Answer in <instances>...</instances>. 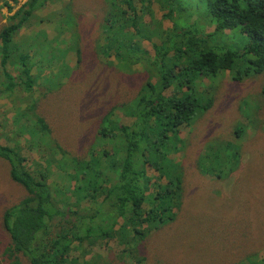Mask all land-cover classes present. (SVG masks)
<instances>
[{
  "label": "trees",
  "instance_id": "trees-1",
  "mask_svg": "<svg viewBox=\"0 0 264 264\" xmlns=\"http://www.w3.org/2000/svg\"><path fill=\"white\" fill-rule=\"evenodd\" d=\"M104 1L96 58L118 73L131 74L140 66L156 83L146 82L133 102L112 107L92 139L78 147L79 155L58 142L56 126L37 113L32 96L38 85L48 94L65 86L67 71L81 68L80 44L74 42L79 35L77 16L70 12L71 5L59 8L65 14L59 24L62 31H54L58 38L67 36L69 44L53 45L44 31L15 40L49 0H27L0 29V96L18 98L17 105L22 102L12 113V125L23 130L25 139L28 136L29 149L38 157L30 163L22 146L11 149L0 143V158L8 160L11 180L25 190L2 215L9 238L4 255L15 263L20 264L21 256L29 264H103L102 256L109 253L105 245L113 241L120 249L118 258L146 264V240L181 211L182 168L169 154L182 149L181 129L213 106L215 87L210 82L218 75H228L230 83L259 80L264 96V0H197L204 24L189 20L180 0ZM4 4L11 6L9 1ZM154 6L165 14L157 18ZM46 20L53 24L52 16ZM144 20L157 22L148 27ZM237 38L242 45L233 42ZM144 41L154 50L152 59ZM47 48L60 55L59 70L67 71L52 69L44 75L43 61L37 57L32 62V49L46 52ZM74 57L78 61L70 69ZM14 70L16 75L10 72ZM170 76L176 82L167 96L165 79ZM197 83L202 84L201 91ZM116 110L132 122H117ZM244 131L240 124L234 139ZM234 145L214 146L198 158V169L201 161L199 170L205 175L225 178L239 164L233 152L220 164L223 151ZM148 169L155 175H148ZM98 247H103L101 252ZM84 253L91 259L80 262L78 256ZM257 257L251 254L240 264H264V258Z\"/></svg>",
  "mask_w": 264,
  "mask_h": 264
},
{
  "label": "rangeland",
  "instance_id": "rangeland-1",
  "mask_svg": "<svg viewBox=\"0 0 264 264\" xmlns=\"http://www.w3.org/2000/svg\"><path fill=\"white\" fill-rule=\"evenodd\" d=\"M6 1L11 3L12 11L26 2L0 0V29L11 15L5 7ZM180 1L186 5L184 14L189 20L194 22L195 18L197 24L205 23L196 6L197 0ZM66 4L71 5L70 12H75L77 16L79 35L75 36L74 42L80 44L81 68L75 69L78 59L71 58L69 67L74 66V69L69 74L66 68L59 70V54H52L50 48L46 52L32 49L31 60L34 62L38 57L43 61L44 75L50 74L52 69L67 71L65 86L48 94L38 85L33 87L32 96L37 100V113L56 126L58 142L74 155H79L78 147L92 139L100 119L112 107L133 102L146 82L155 84L156 81L140 66L131 74L118 73L113 67L107 68L100 57L96 58L100 22L106 11L104 0H49L46 10L37 16L42 20L32 18L31 25L22 30L15 40L21 42L44 31L53 45L68 43L67 36L58 38L54 32L62 31L59 24H62L65 14L63 17L60 14L51 15L53 24L46 20L51 18L46 13L61 11L59 8ZM153 10L157 18L165 14L155 6ZM143 22L151 27L157 21ZM164 23L170 26L168 20ZM206 31L202 34L206 35ZM233 42L242 45L243 40L237 38ZM155 45L159 46L160 40ZM143 47L152 59L154 50L151 44L144 41ZM171 56L172 53L168 57ZM10 72L16 75L15 70ZM225 76L218 75L215 82H210L215 87L213 106L204 113H197L190 126L181 129L182 149L172 150L169 154V158H174V162L182 168L181 211L176 212V220L153 232L146 240V264H240L254 253H257V258H264V96L259 80L230 83L229 76ZM175 82L171 76L165 79V84H169L165 95L172 94ZM203 84H206L205 80ZM195 87L201 91L203 86L197 83ZM17 101L16 97L0 96V143L11 149L19 144L32 163L34 157L36 160L38 157L29 149L28 136L25 139L21 133L23 130L19 131L12 125V113L22 104L17 105ZM113 118L117 122L119 119L127 124L132 122L120 110L113 112ZM240 124L245 127L244 134H238L234 139L233 133ZM228 142L235 145L223 151L224 159L220 164L228 161L231 152L239 164L228 170L225 178L205 175L199 170L204 164L201 161L198 169L197 160L202 154ZM8 163V160L0 158V264H19L4 255L9 238L3 229L2 215L9 206L19 202L25 190L11 180ZM147 173L155 175L151 169ZM105 246L109 253L102 256L103 264H136L132 260L118 258L120 249L113 245V241ZM101 248L98 247L97 251L101 252ZM18 258L20 264H29L25 257ZM78 258H81L80 262L91 259L89 253L80 254Z\"/></svg>",
  "mask_w": 264,
  "mask_h": 264
},
{
  "label": "clouds",
  "instance_id": "clouds-1",
  "mask_svg": "<svg viewBox=\"0 0 264 264\" xmlns=\"http://www.w3.org/2000/svg\"><path fill=\"white\" fill-rule=\"evenodd\" d=\"M26 1H27V0H26ZM10 4H11V3H10ZM21 6H22V5H21ZM5 7H6L7 9H8V7L13 8L12 6H5ZM17 9H18V8H17ZM17 9H16V10H17ZM45 10H46V9H45ZM45 10H42V11L38 12V13H37V16H39L38 14L42 13V12L45 11ZM14 11H15V10H13V11H9V13L13 14ZM55 14H60V15L63 17V14L60 13V11H56V12H53V13H51V14H50L49 12L46 13V15H49V16H50V15H55ZM9 16H10V15H9ZM7 22H8V18H7ZM7 22L5 23V25L7 24ZM50 24H51V23H50ZM5 25H4V26H5ZM23 30H24V29H23ZM21 31H22V30H21ZM21 31H20V32H21Z\"/></svg>",
  "mask_w": 264,
  "mask_h": 264
}]
</instances>
